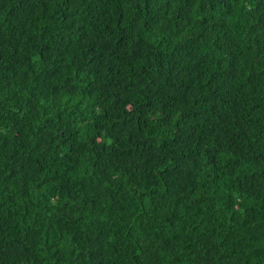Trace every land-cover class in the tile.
<instances>
[{
  "label": "trees",
  "instance_id": "16d2710c",
  "mask_svg": "<svg viewBox=\"0 0 264 264\" xmlns=\"http://www.w3.org/2000/svg\"><path fill=\"white\" fill-rule=\"evenodd\" d=\"M0 264H264V0H0Z\"/></svg>",
  "mask_w": 264,
  "mask_h": 264
},
{
  "label": "bare ground",
  "instance_id": "6f19581e",
  "mask_svg": "<svg viewBox=\"0 0 264 264\" xmlns=\"http://www.w3.org/2000/svg\"><path fill=\"white\" fill-rule=\"evenodd\" d=\"M51 174V173H50Z\"/></svg>",
  "mask_w": 264,
  "mask_h": 264
}]
</instances>
